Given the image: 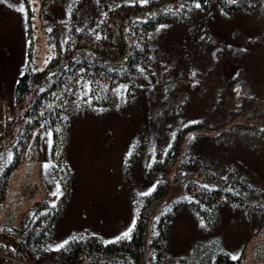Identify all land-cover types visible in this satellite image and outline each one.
<instances>
[{
    "label": "trees",
    "instance_id": "16d2710c",
    "mask_svg": "<svg viewBox=\"0 0 264 264\" xmlns=\"http://www.w3.org/2000/svg\"><path fill=\"white\" fill-rule=\"evenodd\" d=\"M45 1L61 7V14L51 12L49 19L44 17L55 55L43 67L34 69L32 40L27 35L26 59L12 91L16 112L4 116L0 132V202L8 190V177L26 150L39 149V136L51 139L49 169L65 192L68 188L65 178L70 173L64 150L74 115L89 111L100 117L122 112L129 115L140 101L141 82H156L153 54L187 60L179 64L171 60L162 67L164 79L160 82L166 105L159 112L162 120L156 132L157 142L165 138L166 131L173 135L162 149L157 142L154 144L147 167L153 184L142 191L129 187L135 216L130 238L116 240L125 231L106 239L101 234L81 230L60 242L59 245L68 241L56 250L51 240L59 209L52 203L40 202L28 208L27 222L0 224V264H246L243 261L246 241L237 254L231 253L223 246L220 235H215V229L222 220L223 204L244 210L246 218H257V228L264 229V174L261 169L259 174L251 167L253 162L240 158L236 154L237 144L228 141L232 136L237 139L262 136L264 129L252 126L248 120L263 119L264 105L259 106L253 94L242 93L236 76L239 56L223 43L214 44L210 52L213 62L202 72L204 76L188 81L190 76L185 77L188 73L185 71L193 67L198 46L201 45V53L208 51L209 55L208 44L213 43L197 31L204 21L203 15L217 8L223 18L232 20L241 8L253 11L259 1L237 0L235 4L229 0H148L138 4L126 0ZM21 2L27 6L26 0ZM196 3L201 6L197 8ZM24 20L27 23L28 17ZM173 25L185 26L173 31L177 32L175 43L169 31ZM29 26L30 22L28 30ZM239 33L236 26H231L225 42L234 44L240 38ZM158 38L167 41L170 49L158 46ZM207 58L206 55L203 60ZM250 61L251 58L246 60L245 66L248 63L250 66ZM194 102L200 103L203 115L191 120L188 113ZM164 124L168 126L165 128ZM209 126L216 145L225 140L231 147L225 150L226 147L224 154L207 158L198 147L208 137L199 130ZM139 129L123 162V171L129 177L145 156L147 132L143 125ZM49 132L50 137L46 135ZM54 169H58L57 174ZM175 183L181 186L178 187L181 191L173 196ZM145 192L150 194L140 195ZM185 209L197 219L199 236L187 255L174 263L166 250L169 231L178 211ZM232 256L239 259L233 260Z\"/></svg>",
    "mask_w": 264,
    "mask_h": 264
},
{
    "label": "rangeland",
    "instance_id": "374dc122",
    "mask_svg": "<svg viewBox=\"0 0 264 264\" xmlns=\"http://www.w3.org/2000/svg\"><path fill=\"white\" fill-rule=\"evenodd\" d=\"M26 1L27 6L24 7L21 0H0V132L3 128L4 116L9 117L16 112L12 91L16 76L26 59L27 35L29 34L32 40L30 49L34 69L43 67L55 55V49L49 43L47 20L44 17L47 16L49 19L51 12L61 14L60 5L45 0ZM113 1L120 0H112V3ZM126 1L132 4L141 3L140 0ZM258 1L253 11L241 8L232 20L223 18L217 8L216 10L213 8V11L202 16L201 19L204 21L198 26L197 31L200 36L212 40L213 43L208 44L209 55L208 51L201 53V45L198 46L197 54L193 59V67L185 71L188 72L185 77L190 76L188 81H191L193 77L197 79L204 76L202 72L213 62L210 52L215 47L214 44L223 43L226 49L230 48V51L239 56L236 76L240 80L242 93L253 94L259 106L264 105V99H262L264 96V0ZM21 5L26 10L23 13L17 10ZM24 17H28V22H30L29 30L27 29L28 22L26 23ZM231 26H236L240 30V38L234 44L228 45L225 41L228 38L227 33L231 31ZM171 27L173 30L169 29V31L175 43V39L178 41V38H176L177 32L173 34V31L184 29L185 26L173 25ZM254 40L257 41L252 43ZM157 41L158 46L170 49L167 41H162L160 38ZM206 55L208 58L203 60ZM152 57L156 82L153 84L149 80L141 82L140 101L136 106L140 108L139 111L135 107L129 115L122 112L100 117L94 111H89L85 115H74L64 150V158L70 173L69 178H65L68 188L65 192L60 189L62 195H52L56 192L57 184L50 167H44L45 164L50 166L48 153L51 139L39 136L37 139L39 149L35 150L32 147L31 151L26 150L22 160L8 177V190L0 202V224L21 225L29 219L28 208L30 206L48 202L59 209L54 221V233L51 240L54 246H58L70 235L79 233L81 230H88L101 234L106 239H112L132 226L135 216L129 187L142 191L153 184V180L147 174V167L154 144L157 142L156 132L160 128V119L162 120V114L159 112L161 106L166 105L165 97L162 95L163 84L160 82L164 79L162 67L171 60L176 64L187 60L181 57L177 60L169 59L168 56L156 54ZM175 57L176 53H174ZM250 58L251 65L249 66L248 63L245 66L246 60ZM168 77L167 80L175 84V81ZM245 78L247 80H244ZM183 84L186 82L183 81ZM188 92L192 91L189 89ZM199 106V102H194L188 113V119L195 120L202 117L203 113ZM226 115L229 116V113L226 112ZM241 117H244L243 113ZM261 119L258 117L248 121L252 126L260 125L263 130L264 118ZM170 122L174 125L175 120L172 119ZM142 125L147 132L145 151H143L145 156L141 163L139 162L136 168L134 167L132 176L129 177L123 171V162L133 138ZM163 126L166 128L168 125ZM210 128L211 126L199 130L208 137V139H203L198 147L207 158L209 155L216 157L220 153L224 154L223 150L231 147L225 140V143L216 145L217 141L213 140L214 136L209 133ZM164 134L165 138L157 142L160 149L170 142L173 135L168 131ZM232 138L228 141L231 144H237L236 154L248 160L249 163L253 162L251 167L258 173L260 171L264 174V133L262 136L257 134L254 138L246 136L239 139L233 136ZM246 155H250L248 159ZM254 155H259V157H254ZM53 172L57 174L58 169H54ZM178 187L181 186L175 183L173 196L180 193L181 189ZM243 211L223 204L222 220L215 229V235H220L223 246L234 254L240 251L243 242L246 241L244 263L264 264V229H258L256 226L258 219L249 220ZM197 236H199V231L195 216L186 209L178 211L172 222L166 246L167 253L174 263L179 261L180 256L187 255L188 248ZM15 261L11 262L15 263Z\"/></svg>",
    "mask_w": 264,
    "mask_h": 264
},
{
    "label": "snow or ice",
    "instance_id": "6c2138e0",
    "mask_svg": "<svg viewBox=\"0 0 264 264\" xmlns=\"http://www.w3.org/2000/svg\"><path fill=\"white\" fill-rule=\"evenodd\" d=\"M140 2L141 3H147L148 0H140ZM229 2L232 3V4H235V3H237V0H229ZM195 6L197 8H199L201 5L199 3H196ZM17 10L22 12V13L26 11L25 8L23 7V5H21ZM161 27H163V26H161ZM191 123H198V122H191ZM46 135L50 137L51 136V132L47 133ZM7 160L9 162L12 160V153L11 152L8 153ZM44 167L48 168L49 165L45 164ZM205 187H207V186H205ZM149 194H150L149 192H145V193H141L140 195H149ZM52 195L53 196L62 195V193L60 192V187H59L58 184H57V187H56V192L52 193ZM134 226H135V222H133V225L131 227H129V229L127 231L122 233L121 236H118L116 238V240L118 241V240H121V239L130 238V233L132 232ZM201 226H203V222H201ZM67 243H68V241H64L63 244H60V245L57 246L56 250H59V248H62L64 246V244H67ZM231 259L237 260V259H239V257L238 256H232Z\"/></svg>",
    "mask_w": 264,
    "mask_h": 264
},
{
    "label": "bare ground",
    "instance_id": "6f19581e",
    "mask_svg": "<svg viewBox=\"0 0 264 264\" xmlns=\"http://www.w3.org/2000/svg\"><path fill=\"white\" fill-rule=\"evenodd\" d=\"M0 126H1V115H0Z\"/></svg>",
    "mask_w": 264,
    "mask_h": 264
}]
</instances>
